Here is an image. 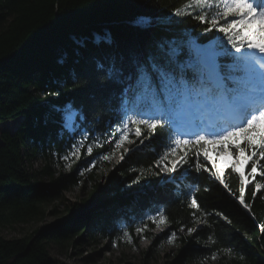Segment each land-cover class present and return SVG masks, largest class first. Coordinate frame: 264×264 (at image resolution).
<instances>
[{
  "label": "trees",
  "instance_id": "1",
  "mask_svg": "<svg viewBox=\"0 0 264 264\" xmlns=\"http://www.w3.org/2000/svg\"><path fill=\"white\" fill-rule=\"evenodd\" d=\"M185 2L0 0V123L21 119L13 132L1 134L0 228L43 221L57 213L56 206H50L64 191L92 186L88 199L64 205L63 216L54 224L18 239L0 236V264H69L54 260L49 245L74 249L81 243L77 237L125 244L129 240L124 232L134 244L152 241L146 258L176 232L180 247L172 264H264V187H256L264 185V161L255 175L247 161L249 182L241 204L239 173L229 168L221 175L225 188L212 175L215 169L202 150L200 171L193 152L192 167L184 165L173 177L156 168L154 161L170 144L169 130L157 128L142 149L125 154L109 177L107 191L121 199L101 209L93 201L100 189L98 172L110 164L103 156L117 152L123 121L142 111L144 97L150 95L144 93L145 80L152 82L153 91L161 90L152 63L191 83L198 76L188 65L198 53H207L209 44L222 52L219 69L225 84L232 87V80L242 75L236 66L247 49L236 53L217 30L205 31L207 25L192 16H174ZM145 16L153 27L138 25ZM68 106L77 114L73 132L62 116ZM79 142L80 158L67 170L64 157L70 158ZM88 147L93 149L90 155ZM204 147L209 151L223 146ZM36 160L42 162L39 170L32 166ZM81 168L90 170L82 173ZM192 197L199 209L190 207ZM160 215L167 222L159 227L167 231L157 238L159 227L152 218L158 221ZM189 228L196 231L186 235Z\"/></svg>",
  "mask_w": 264,
  "mask_h": 264
},
{
  "label": "snow or ice",
  "instance_id": "2",
  "mask_svg": "<svg viewBox=\"0 0 264 264\" xmlns=\"http://www.w3.org/2000/svg\"><path fill=\"white\" fill-rule=\"evenodd\" d=\"M173 14L181 18L192 16L200 23L207 25L205 31L215 29L222 33L236 53H241L245 49L255 50L264 58V0H186L185 5L175 9ZM137 23L144 29L153 27V20L147 16L139 18ZM172 52L175 54L176 50L173 49ZM239 59L246 60L247 58L241 56ZM188 67H191L198 76L191 83L186 81L182 75L177 80L170 70H165L161 65L151 64L152 71L158 74L160 85H162L161 90L153 91L152 82L145 80L144 93H150V95L144 97L142 111L127 116L123 121L119 139L115 145L116 149L124 148L127 153L128 149L124 147L125 144L135 143V140L129 138L130 136L134 135L137 139L143 137L140 139V143L143 144L145 139H151L156 134L157 128H167L169 147L159 159L154 161L155 167L161 169L162 172L172 175L184 168V165L192 167L189 164V152H193L196 157L195 169L200 171L204 169V165L199 162L201 150L207 160H212L204 146L221 145L223 147L217 149L218 152L231 154L229 149L231 146L238 153L237 164L241 160L250 161L251 174L255 175L257 166L264 161V75L259 81L251 76L234 78L232 87L223 81L216 83L214 80L216 66L209 53H198L197 59ZM261 67H264V64ZM210 95H212L211 100L208 99ZM216 96H219V99H216ZM194 111L227 113L229 118L225 119L226 126L219 129L213 123L200 120L197 122L198 130L180 132L181 122ZM112 135L115 137L116 133ZM241 141L244 143L243 147ZM73 147L77 146L73 145ZM92 151L91 147L87 148L89 155ZM249 151L250 155L247 154ZM114 154L105 155L103 159L110 160L111 155ZM72 155H78V151L72 152ZM64 158L68 159L67 156ZM120 159L123 160L124 156L121 155ZM213 167L215 171L212 175L227 188L228 185L221 178V169L215 166V161H213ZM233 171L239 172L241 185L239 199L240 203L244 204V185L249 181L236 165H233ZM154 174L159 175L160 173ZM260 175L264 176V170L260 172ZM256 187L259 189L264 185L257 184ZM244 206L248 207L247 204ZM190 207L199 209L195 197L191 198ZM152 220L159 227L167 222V217L160 215L158 221L156 218ZM146 227L144 225L136 231L143 232ZM188 231L192 233L196 229L189 228ZM123 235L131 241L128 232H124ZM175 238L176 232H171L167 238L168 243H173Z\"/></svg>",
  "mask_w": 264,
  "mask_h": 264
},
{
  "label": "rangeland",
  "instance_id": "3",
  "mask_svg": "<svg viewBox=\"0 0 264 264\" xmlns=\"http://www.w3.org/2000/svg\"><path fill=\"white\" fill-rule=\"evenodd\" d=\"M208 53L211 54L212 57H214L213 59H215L216 55L215 52L211 50V46L208 47ZM244 68L245 64L242 62L240 70L244 71L243 77H246L248 76V73ZM194 112L197 117L202 116V111ZM62 116L63 118H65V126L67 123L69 124V122L72 121L70 119L74 120V118H77L76 112L70 109L69 106L68 108L63 110ZM20 122L21 119L19 118L14 121L0 123V145L2 144L1 134L6 131L13 132L18 127ZM187 124H190V117L181 122L179 131L186 132L187 129L190 128V126H188ZM129 138L135 140V143L125 144L124 147L128 149V152L125 153L124 148L117 149L115 155L110 158V160H108L110 161L108 168L101 169L98 172L100 189L96 193L93 201L95 202V206H98L100 209L109 206L113 202L121 199H117L118 197L116 198L113 194L107 191V182L109 177L114 173L118 165L124 161V159H120V156L123 155L125 158V154H131L139 151L145 145V141L143 144L140 143V139H142V137L137 139L133 135ZM81 148L82 143L79 142V145L73 151H78V155L73 156L71 154L70 158H68L67 160L65 159V168L67 170H69L70 166L74 162L79 160L81 155ZM208 155L212 158V160H208L209 163L213 166V161H215V166L221 169V175H224L227 169L233 168V165H236V167L239 168V171L244 172L245 174L246 167L248 166L247 161L241 160V162L237 164V157H233L232 154H221L220 152L212 148L209 149ZM32 166L34 170H39L42 167V162L40 160H36L32 163ZM81 172H85V169L81 168ZM162 173L168 176V174H166L165 172ZM170 177H173V174L170 175ZM245 178L247 180V177ZM86 185V187H83V184H81L78 187L68 189L62 193L60 200L52 202L50 210H52L53 206H56V214H49L45 218V220L39 222L5 226L3 228H0V236L9 240L18 239L24 237L25 235L33 233L39 228L43 229L46 226L54 224L63 216L62 211L64 209V205L74 202H81L84 199H88L92 186L90 184ZM166 231V227L157 228L155 231L157 238H162ZM185 234L189 235L190 233ZM82 238L83 239H81V237H77L76 241H81V243H76L75 248H70V250L69 248L62 249L54 244L49 245L51 257L54 260L66 262L69 264H172L177 260L176 256L180 247L179 245H177L175 240L173 241V243H168V241H166L162 245H157L155 254L152 258H146L145 252L151 248L152 241L141 240L138 244H134L128 241L125 244H116L106 239H99L96 243H93L85 237ZM189 264H215V261L212 260L209 262L204 261L200 263Z\"/></svg>",
  "mask_w": 264,
  "mask_h": 264
},
{
  "label": "bare ground",
  "instance_id": "4",
  "mask_svg": "<svg viewBox=\"0 0 264 264\" xmlns=\"http://www.w3.org/2000/svg\"><path fill=\"white\" fill-rule=\"evenodd\" d=\"M74 121H76V119L74 118ZM191 124V123H190ZM74 126H75V122H74Z\"/></svg>",
  "mask_w": 264,
  "mask_h": 264
}]
</instances>
